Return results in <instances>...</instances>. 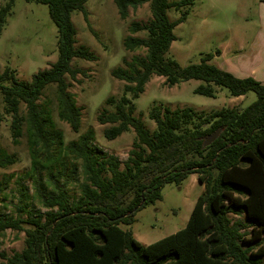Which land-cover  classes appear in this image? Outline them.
Here are the masks:
<instances>
[{"label": "trees", "instance_id": "1", "mask_svg": "<svg viewBox=\"0 0 264 264\" xmlns=\"http://www.w3.org/2000/svg\"><path fill=\"white\" fill-rule=\"evenodd\" d=\"M24 1L48 7L57 32V58L30 82L20 81L8 67L0 71V123L9 121L12 143L26 138L31 169L24 178L32 180L47 211L42 214L24 204L20 208L24 219L0 215V232L9 229L25 235L22 250L10 256L1 254L4 262L0 264H264L263 245L253 251L254 242L264 241V85L209 63L210 54L185 67L166 56L175 39L174 27L187 15L184 10L177 21L170 22L167 11L189 7L194 0H112L121 20L126 19L129 8L143 4L149 5L151 14L147 23L130 24L129 32H145L144 38H123L125 51L144 49V57L123 59L124 68L112 71L114 79L125 83L122 95L108 97L105 105L112 111L104 108L97 116L99 124L111 125L103 130L106 140L133 131L132 148L122 164L117 157L90 146L91 130L63 148L60 133L53 131L55 137L51 136L49 112L38 104L46 88L53 85L58 119L78 133L82 108L67 91L66 78L75 81L83 74L71 66L73 59L96 60L83 45L77 46L71 22L74 11L87 19V0ZM12 5L13 0H7L0 7V31ZM152 76L163 78L169 88L188 80L201 81L205 85L194 92L205 97H214L213 85L226 89L231 97L253 92L256 100L244 108L210 112L154 106L148 113L155 124L150 132L141 115L134 116L133 100ZM219 129L218 137L204 147L206 138ZM55 142L81 162L82 182L73 202L67 195V181L60 184L57 173H46L52 189H42L38 156H50ZM15 162L13 155L0 154V168ZM194 174L204 190L184 228L143 246L120 227L130 225L137 211L160 200L165 185L178 186Z\"/></svg>", "mask_w": 264, "mask_h": 264}, {"label": "rangeland", "instance_id": "2", "mask_svg": "<svg viewBox=\"0 0 264 264\" xmlns=\"http://www.w3.org/2000/svg\"><path fill=\"white\" fill-rule=\"evenodd\" d=\"M6 2L0 0V7ZM184 10H187L186 18L173 29L175 39L167 57L173 58L180 67H185L200 63L204 55L210 54L213 58L209 63L224 70L237 67L239 76L247 73L250 68L264 72V3L259 0H194L189 7L168 10L169 21H177ZM84 11L87 19L81 12L74 11L71 22L76 31L77 46L83 45L96 60L73 59L71 66L83 74L77 75L75 81L66 78L69 85L67 91L75 105L82 108L78 133L72 132L68 124L58 119L53 85L46 88L38 104L43 111L49 112L51 136L55 137L53 131L60 133L63 148L91 130L90 146L117 157L122 164L132 148L135 137L133 131L123 133L114 140H106L103 130L111 125L99 124L97 116L104 108L112 111L111 107L105 105L108 97L118 99L122 95L125 83L114 79L112 71L124 68L123 59L130 61L134 56L145 55L144 49L125 51L123 38L127 35L145 37V32L131 34L129 28L132 22L144 24L151 19L149 5L129 8L125 20L119 18L112 0H87ZM56 40V27L48 15L46 5L13 0L10 15L0 31V71L8 67L16 71L20 81L30 82L34 74L48 69L55 62ZM199 85L205 84L198 80H188L169 88L163 78L152 76L145 84L143 93L133 100L134 116L141 115L144 127L151 132L155 124L148 118V113L154 106L172 110L188 107L210 112L221 108H244L256 100L253 92L242 97H231L226 89L213 85L214 97H205L194 92ZM63 148L55 142L50 147V156H38V165L42 170V189H52L46 173H57L60 175V184L67 181V195L73 202L79 197L82 167L80 160L74 159ZM0 154L13 155L16 159L14 164L0 168V215H20L24 219L20 213L24 204L45 213L47 210L40 204L32 180L24 178L31 169L26 138L21 137L18 143H12L8 120L0 123ZM203 190L204 186L197 181L195 174L188 176L178 186L167 184L161 190L160 200L137 211L130 225L120 227L130 231L141 245H150L184 228ZM230 218L239 217L230 215ZM24 237V232L20 231L7 229L0 232V255L10 256L21 251ZM253 244V251L258 250L259 245L264 248L263 240ZM1 262L4 261L0 257Z\"/></svg>", "mask_w": 264, "mask_h": 264}, {"label": "crops", "instance_id": "3", "mask_svg": "<svg viewBox=\"0 0 264 264\" xmlns=\"http://www.w3.org/2000/svg\"><path fill=\"white\" fill-rule=\"evenodd\" d=\"M222 70H224V69H222ZM244 70H245V72L247 71L246 68H244ZM225 71L230 72L231 74H233L234 76H236L238 78L252 77L255 80H257L263 84L264 72L262 70L250 68L247 73H245L244 75H241V76L238 75V68L237 67H232L231 70L225 69Z\"/></svg>", "mask_w": 264, "mask_h": 264}, {"label": "water", "instance_id": "4", "mask_svg": "<svg viewBox=\"0 0 264 264\" xmlns=\"http://www.w3.org/2000/svg\"><path fill=\"white\" fill-rule=\"evenodd\" d=\"M220 131L221 130L219 129L216 132H214L212 135H210L208 138H206V140L203 143V146L206 147L209 144H211L218 137Z\"/></svg>", "mask_w": 264, "mask_h": 264}]
</instances>
